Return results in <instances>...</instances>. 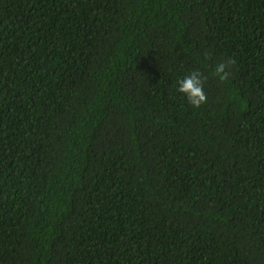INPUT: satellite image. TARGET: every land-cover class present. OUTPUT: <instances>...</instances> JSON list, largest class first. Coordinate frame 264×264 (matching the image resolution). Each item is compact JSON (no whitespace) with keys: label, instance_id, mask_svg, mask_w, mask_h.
<instances>
[{"label":"trees","instance_id":"16d2710c","mask_svg":"<svg viewBox=\"0 0 264 264\" xmlns=\"http://www.w3.org/2000/svg\"><path fill=\"white\" fill-rule=\"evenodd\" d=\"M0 264H264V0H0Z\"/></svg>","mask_w":264,"mask_h":264},{"label":"clouds","instance_id":"9594fccd","mask_svg":"<svg viewBox=\"0 0 264 264\" xmlns=\"http://www.w3.org/2000/svg\"><path fill=\"white\" fill-rule=\"evenodd\" d=\"M207 56L208 53H205ZM235 64V61L231 58L225 60L215 66V75L219 77L221 81L228 80L231 75V66ZM207 78L203 76V73L196 70L185 75L179 80L178 90L183 93L188 102L193 107H200L202 104L207 103V94L204 91V81Z\"/></svg>","mask_w":264,"mask_h":264}]
</instances>
